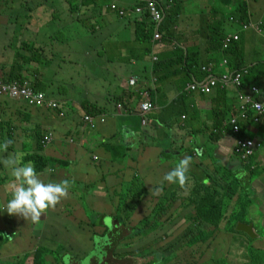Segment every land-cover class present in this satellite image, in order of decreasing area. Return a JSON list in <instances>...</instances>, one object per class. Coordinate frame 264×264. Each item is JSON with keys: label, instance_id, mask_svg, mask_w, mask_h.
<instances>
[{"label": "crops", "instance_id": "1", "mask_svg": "<svg viewBox=\"0 0 264 264\" xmlns=\"http://www.w3.org/2000/svg\"><path fill=\"white\" fill-rule=\"evenodd\" d=\"M145 1L148 0H24V6L17 4L15 9L0 4V25L5 26L1 32L14 36L8 35L7 38L12 39L0 44V77L21 74L22 80L31 81L37 90L61 105L58 111L37 110L28 108L22 101L1 98L0 142L12 139L14 143L8 151L22 153L24 162H29L26 158L33 155L34 160L30 161L36 170L42 167L38 174L45 182L67 179L77 183L81 207H89L94 191L99 193V201L114 198L116 191L131 183L133 173L141 176L157 169L165 175L171 170V158L180 160L185 155L190 156L192 150L195 159L189 174L198 173V170L193 173L194 164L201 163L198 159L206 154L214 158V164L209 167L219 165L233 174L245 167L234 151V135L226 133L222 126L228 127L233 116H240L238 94L249 95L252 87H257L264 100V2L246 1L250 22L259 23L263 28L262 34L241 33L244 57L250 67L258 68L244 78L251 80L244 90L243 86L238 90L230 85L202 95L188 93L187 88L203 81L206 74L203 68L211 69L216 75L231 70L229 65L222 66L224 57L214 54L208 40L209 26L221 21L222 11L218 14L212 11L211 16L206 11L203 18L193 20V25L188 18L181 26V3L190 0L171 2L174 8L165 12L159 26L162 39L153 42L155 25L149 11L142 15L132 10ZM153 1L163 6L165 0ZM243 2L233 0L228 7L224 6L231 9L229 17L224 15L225 19L232 17ZM113 4L129 10L126 17L121 18L111 11ZM81 21L90 22L91 29L80 27ZM197 21L203 23L201 30L195 27ZM185 22L190 25L184 26ZM179 50L185 54V65L165 66L160 68V77L154 75L156 63L175 61ZM153 54L157 62L153 61ZM189 55L197 57L198 67L193 66L196 61L190 60L187 64ZM259 62L263 63L262 67H258ZM65 67L87 74L84 83L78 81L82 83L78 96L73 95L77 89L73 80L56 78L57 72ZM135 77L139 82L131 87L129 81ZM152 78H157L156 87L150 91L156 109L143 125L139 108L144 98L136 90L146 89ZM118 104L122 108L119 109ZM88 105L101 110L98 114L105 116L106 122H98L94 128L85 124L83 118L89 114L85 109ZM218 125L220 129L216 133L214 129ZM248 128L247 137L260 148L246 167L247 174L234 179L240 183V188H246L250 200L245 214L250 221L243 219L238 223L253 224L256 239L243 242L242 239L250 238L236 234L244 245L231 247L224 220L219 236L227 264H250L245 254L254 248L264 255V246H260L264 242V129L252 124ZM212 132L221 134V138L210 140ZM47 133L53 134V141L42 150L41 139ZM210 143L214 148L208 147ZM64 146L69 148L65 160L61 153ZM5 155L7 153H0V158ZM37 156L45 157L44 164L35 160ZM101 171L106 176L105 182L104 178L96 176ZM91 177L96 186L92 193L88 190ZM113 178L114 184L109 186ZM151 179L152 176L144 177L146 184ZM10 180L9 172L0 164V264H103L100 254L91 256L98 238L91 243L85 242V250L76 246L80 242L71 223L73 212L64 210L65 205H72L70 201L79 208L74 193L70 191L69 198L44 214L39 223H32L3 211L11 198ZM83 186L86 201L83 198L85 189H79ZM111 203H108L109 214L113 215L115 208ZM229 207L233 213L241 209L233 204ZM110 222L104 221L100 230L111 232L115 222ZM144 240L140 238L133 245ZM136 253L127 257L132 264H162L159 254L150 255L151 250L146 254L140 250ZM254 264H264V261Z\"/></svg>", "mask_w": 264, "mask_h": 264}, {"label": "trees", "instance_id": "2", "mask_svg": "<svg viewBox=\"0 0 264 264\" xmlns=\"http://www.w3.org/2000/svg\"><path fill=\"white\" fill-rule=\"evenodd\" d=\"M166 1L168 4H170L171 1L175 2V0H166ZM221 1L222 0H220V2ZM231 1L233 0H223L222 6L228 7L231 4ZM23 2L24 0H0V4L6 5L5 8L12 7L10 9H15L14 6L17 4L24 6ZM227 9L229 11L231 10L229 8ZM214 11L215 14H218L222 10L219 8L218 10L214 9ZM224 14L225 12L222 13L221 15L222 19L216 26L215 25L209 26L211 31L210 34L208 35V40H210L209 42L212 49L214 50L215 55L226 57L228 59V65L232 71H239L242 69L247 70V73L244 74L242 78V86H243L242 88L244 90L245 86L248 84V81L251 80L248 79L247 81L244 80V78L250 74V71L251 72L256 71V69L258 68L253 65H252L253 67H250L249 64L247 63V60L245 59L243 54L244 52L241 42L233 44L226 51L222 49L223 40L228 32L226 26L230 24L229 19H225ZM232 17L236 21L238 20L239 23L248 22L250 20L248 4L246 2H243L239 7H237ZM231 24L234 25L233 23ZM4 28L5 26L0 25V31ZM7 33L8 32H6V34ZM190 60L193 63L196 61L193 66L198 67L199 62H197L196 56L189 55L186 59L187 64H189ZM184 61H185V54L183 53L182 50H179L176 53L175 61H167V63L161 61V63H156L154 69V75L160 77L161 76L160 68L165 66L166 67H170V65L184 66L185 65ZM262 66L263 63L259 62L258 67H262ZM0 79H2L4 82L7 83H9L10 81H17V80L23 81L22 75L16 73H13L8 77H0ZM35 89L37 88L35 87ZM1 98H8V97H1ZM256 99L258 101H262L261 95L257 96ZM56 104H57V108L51 111H58V109L61 107V105H58V103ZM30 108L37 110L43 109V108H34V107H30ZM85 109L86 112L91 115H100L98 113L101 112V110H96V108H91L90 105L86 106ZM238 120L240 122H246L241 117H239ZM225 122H227V119ZM222 127H223L222 129L225 130L226 133L233 134L231 131V127L229 126L228 127L222 126ZM219 129H220V125L216 126L214 130L217 133ZM247 129H248V124L247 125L243 124L241 126V133L237 137L241 139L248 138L246 132ZM219 138H221V134L218 135L215 134L214 132H212V134L209 137V139L212 141L213 139H219ZM42 140L43 137L41 139V148L43 150L45 149L44 147L46 146L42 145ZM190 156L192 157L193 160L195 159L193 150L191 151ZM208 156L212 157V155H208ZM26 159H27L26 161H30V159L34 160V156L33 155L28 156ZM35 160H37L38 162H43L44 164L45 157L37 156ZM194 167L195 170H198V173L197 174L195 173V175L202 174L203 179L198 180L197 178V181L195 182V187L191 190V194L188 195L186 198L173 199L175 197L172 196L175 194L170 195L171 197L167 196L170 193L169 192L170 187L168 185L169 183L163 181V179L162 181H160V174L163 175L164 173L158 171L157 169H153L152 171H149L146 174H141V176H139L137 173H133L132 174L133 177L129 186L127 187L123 186L119 192L117 191L115 192L116 195H114V197L117 198V202L116 204H114L113 202L111 203V205L115 208V214L110 215L107 212L95 213L93 209L85 206L84 208L93 210L92 213L94 214L92 219L89 220L87 216H83V215H74V213L70 214L73 215L71 216L73 218V220H71V223L73 224L72 226H74V228L77 230L76 233L78 235L79 242L91 243L94 242L95 238H101V239L106 238L109 240L108 246H106L104 250L100 248L99 251V254L103 258L102 260L103 264H132L130 259H127V257L135 256L137 254L136 252L140 250V245H136V246L133 245L138 241V239L140 238L142 239V237H146L145 235L152 234L153 232H157V230H163L165 225L173 223L174 221H178L177 217L179 215L186 213L183 219L184 222L181 224L180 227L176 229L177 232L178 231L179 232L178 233L176 232L175 235L176 238L174 239V241L180 240L179 242L180 245L177 247L176 245L178 244H172L174 241L167 244L166 243L161 244V239H159L158 235H155L157 238H155L152 244H150L152 251L157 252L158 250H160L163 253H168V254L171 251L170 256H173V252H176L174 260L178 259V262L172 259L171 264H180L179 261L182 260L184 257L189 258V261L185 264H192L191 263L192 260L195 261L199 259L197 257V250L199 251L201 247H205L207 251L201 255L200 264H208L209 261L212 258H214L213 256H215V253L212 252L216 240L220 238L218 233L222 234L221 230L223 225L221 223H223L224 220L227 221L226 223V227H228L227 230L231 228L233 231H235V227L237 223L241 222L243 220V215L247 214L246 211L248 210V206L250 205V200L246 188H240L239 186H236V184H238V181L234 179L233 172H231L228 168H226V170L229 172L226 178L220 179V172L215 171V168L211 166L207 170H205V167H203L201 163L194 164ZM41 168L37 169L38 173H40ZM249 174L251 175L250 172ZM96 176L100 178H104V182H105L106 176L102 171ZM147 176L148 177L152 176V179L151 181H148L146 184L144 177ZM206 181H209V185H206ZM189 182L192 181H188L187 184H191ZM161 184L163 185L162 191L158 192L161 195L156 196L155 193L157 191L151 192V190H149L152 188L154 189L159 188ZM91 186L93 185L91 184ZM186 188L187 187L185 186L183 189L185 190ZM148 196H150L148 204L153 205L152 213H150V210H147L148 216L138 220L136 218V212L140 206L142 207L144 205V200ZM159 197H163V198H159ZM105 202H111V199L105 200ZM232 204L241 207V209L236 211L235 213H233L232 211L230 214H226L224 208L225 207L227 208ZM190 209L192 210L189 211ZM107 216L109 220L115 222V225L111 232L108 230L101 231L100 230L101 228L98 227V224L100 225V222L101 225L103 226V222L106 220ZM66 217L67 219H70V216H66ZM74 221H78V223L74 224ZM185 222H186V226L185 225L182 226ZM188 224L191 225L188 226ZM194 227L199 232H196L194 230ZM202 227H206L207 229L210 228L211 230L210 231L203 230L201 229ZM216 231L218 232L215 234ZM207 242L209 243L207 244ZM262 244H264V242ZM262 244L260 245L261 247L264 246ZM162 252H159L161 257H163ZM216 258L217 259H215L214 263L212 262L210 263L227 264L226 258L222 251L219 252L218 255H216Z\"/></svg>", "mask_w": 264, "mask_h": 264}, {"label": "rangeland", "instance_id": "3", "mask_svg": "<svg viewBox=\"0 0 264 264\" xmlns=\"http://www.w3.org/2000/svg\"><path fill=\"white\" fill-rule=\"evenodd\" d=\"M148 1H145L143 3V5L140 4L141 6H139V7L136 8V10H139V11H136V14L145 15L146 12L149 11L148 6H147L148 5L147 4ZM238 1L241 2V0H238ZM244 1L245 2L247 1L248 2L249 0H244ZM260 1L261 2L263 1L264 2V0H260ZM175 2H176V0H175ZM175 2H174V4H175ZM174 4H171V3L168 4L167 1L165 0L164 3L162 4L163 6H160L159 4L158 5H159L160 9L163 11V15L166 16L165 12L167 13L170 9H172V7L174 6ZM181 4L183 6V11H182L181 18H180V24H181V26L183 24V20H186L188 18L190 20L191 25H193V20H198L201 17L203 18L205 16L206 11L209 13V16H211L212 15V11H214V9H217L218 10L220 8L222 10V13L225 12L224 15H225L226 18L229 17V15H230L229 10L227 8H224L221 5L220 0H190V1H187V3H186V1H183ZM205 18H207V17H205ZM167 22H169V21H167ZM91 25L92 24L90 22L89 23L88 22L86 23L85 21H81V23H80V27H85L86 29H91ZM189 25L190 24H188L186 22L184 23V26H189ZM202 26H203L202 21H197L196 24H195V27H200L199 30H201V27ZM211 26H213V25H211ZM195 27L192 29V31H194L196 29ZM235 29H236V27H229V26H227V31L228 32H232ZM8 35L14 37L13 35H10L9 33L5 34V33H2L0 31V44H4L7 41H9L10 39H12V38H7ZM86 76H87V74H85L84 72L77 71V70H71V69H69L67 67H65L62 70L58 71L57 74H56V78L59 79V80L64 79V80H68V81H70V80H73L74 81L75 88H77L76 91L73 93V95H75V96H78L79 95V93H80V91L82 89L80 87L82 86V83H84L83 80H85V77ZM78 81H80L82 83H78ZM148 86H151V83ZM142 91L143 90H137L138 93H140ZM208 147L214 148V146H213L212 143H210L208 145ZM63 148H64V151H62L61 153L63 154V160H65V159H68L66 152H67V150L69 148L67 146H64ZM208 155L209 154H206L205 156L200 157L198 159V160H200V162L203 165V167H205V170H207L209 168V165L214 164V158L213 157H209ZM127 157H129V156H127ZM171 159H172V161H170V163H169L170 165L169 166L172 169V166L174 167L176 165V163H178L179 159H178V157L171 158ZM125 161L127 162V160H125ZM195 171L196 170L193 169V173ZM215 171L220 172V179H225L226 176L229 173L226 170L225 167L223 168L222 166H219V165H218V167L217 166L215 167ZM259 171H262L261 168H259ZM234 173H235V174H233L235 176L234 178L240 179L241 175L247 174L246 167H240L238 170L234 171ZM197 178H198V180L203 179V175L189 174V181H192V182H189L191 184H187L186 185L187 188L185 190L184 189H181L178 184H168L169 187H170L169 188V192L170 193L167 196H170L172 194H175V195L172 196V197H175L173 199L186 198L188 195L191 194V190L195 187V182L197 181ZM162 179H163V175L160 174V181H162ZM90 180H91V183H92L93 186H91L90 188H88V190H89L90 193H92V190H94L96 186L93 184L94 179L92 177H91ZM114 180H115L114 178L111 179V182H110V185L109 186H113ZM243 183L244 182H242V184ZM206 185H209V181H206ZM124 186L127 187V186H129V184H124ZM236 186H240V183L236 184ZM77 187H78V184L77 183L76 184H73V187L71 189V192L74 193V195H76V197L78 199V203H79V208L73 204V201H70L71 203H69V204H72L71 206H73L74 209L70 205H65L64 210L66 212L71 213V211H72L74 214L87 216L89 220L93 218V214H94V213H92L93 210L95 211V213H102V212L110 213L109 206H108V203L109 202L108 203H105V198L100 199V201H99L98 200V198H99L98 197V194L99 193L98 192H95V191L90 196V205H89V207L91 209H93V210H89L87 208H84L85 205L83 207H81L80 206V201H79L80 200V196L78 194ZM79 189L80 190L85 189L84 190L85 194H84V197L83 198L86 201V199H87L86 188H84V186H83V188L80 187ZM149 190H151V189H149ZM155 195L157 196V195H161V194L158 193V192H156ZM109 197H112V195L110 194ZM159 198H163V197H159ZM149 199H150V196H148L144 200V205L142 207L140 206L138 208L139 211L137 210V212H136V218L138 220H140V219L148 216L147 215V210H150V213H152L153 205L148 204ZM111 202H113L114 204H116L117 198L114 197L113 200L111 198ZM179 202H180V200H179ZM65 204H68V203H65ZM235 207H237V206H235ZM60 210H61V207H60ZM64 210H63V212H65ZM191 210L192 209H190L189 211H191ZM224 210H225L226 214H230V212L232 210V207H227V208L225 207ZM188 214H189V212H188ZM66 215H68V214H66ZM184 215H186V213L185 214H182V215H179L177 217V220L178 221H174L173 223H170V224L165 225V227L163 228V230H157V232H153L152 234L145 235L146 237H142L145 240L144 241H141L140 244H139L140 245V251H141V253L144 252L146 254L148 252V250L151 249V245L150 244H152V242L154 241V239L157 238L155 235H158L159 236V239H161V243H166L167 244V243L173 242L174 239L176 238V236H175L176 235V232H177L176 229L178 227H180L181 224L184 222L183 221ZM259 218H260V215H259ZM243 219L245 221H247V222L250 221V217L247 216V215H243ZM105 221H109L110 222V220L108 219V216H107V218H106ZM98 222H100V221H98ZM109 224L112 225V222H110ZM184 225L186 226V222L182 226H184ZM189 225H191V224H188V226ZM98 227L99 228H102L103 227L101 225V222H100V225L98 224ZM201 229L208 230V231L211 230L210 228L207 229L206 227H202ZM194 230L196 232H199L197 229H195V227H194ZM217 232L218 231H216L215 234ZM229 233L231 234V238H230V240L228 242V245H230L231 247H233L234 245L243 246L244 245L243 242H246L248 240H251V239H242V241H243L242 242L236 236L235 231H233L231 228L229 229ZM218 235H219V233H218ZM99 239H101V238H98V240L96 241L97 242V248H96V250H94L93 252H91V256H97V255H99L100 248L102 247V249L104 250L105 247L108 246V244H109V240L108 239L103 238V239L100 240V243H99ZM179 242H180V240H177V241H174L172 244H178V245H176L178 247L180 245ZM208 243L209 242H207V244ZM220 243H221V239L219 238L218 240H216V242L214 244L213 252H212V253H215V256H213L214 258H212L209 261L208 264H211L210 262L214 263L215 259H217L216 258V255H218L219 252L223 251L222 250L223 245L220 244ZM100 245H101V247H100ZM76 246H79V249L80 250H85L86 249V243H78V244H76ZM145 246H147L148 248L147 247L144 248ZM171 250H172V247H171ZM206 251L207 250L205 249V247H201L199 249V251L197 250V257L199 259L198 260H195V261L192 260L191 263L192 264H200V257ZM160 252H162V251H160ZM170 253H171V251H170ZM170 253L169 254L168 253H163V257H161L162 264H170V263H172L171 261H172V259L174 260L175 253L176 252H173V256H170ZM230 256L233 259H236L232 255V253H230ZM227 257H229V256L227 255ZM245 257L249 260L250 264H254V263L259 262L261 260L264 261V255H263V253L261 252V250H258L256 248L251 249L250 252L246 253L245 254ZM174 261H177L178 262V259H176ZM188 261H189V258L188 257H184L182 260L179 261V263L180 264H185ZM236 261H238V258L236 259Z\"/></svg>", "mask_w": 264, "mask_h": 264}, {"label": "clouds", "instance_id": "4", "mask_svg": "<svg viewBox=\"0 0 264 264\" xmlns=\"http://www.w3.org/2000/svg\"><path fill=\"white\" fill-rule=\"evenodd\" d=\"M113 5H115L117 7V10H112V8H111L112 5L110 6V9H111V11L115 12L119 17L123 18L126 16V14L129 13V10L121 9L116 4H113ZM132 10L136 11V9H132ZM119 11H124L125 15L120 16ZM229 21H230V24L233 23L236 26V30H237V27H239V31L235 30L232 32H227V35L224 38L223 43L226 40V38L230 35H238L239 41L235 42V43H238L241 41V33H247L250 31V32H253L254 34H262V32H263V28H262L261 24H259V23L253 24L252 22H250V20L246 23L245 22L239 23L238 20L236 21L233 17H230ZM230 24H228L227 26H231V27L234 26V25H232V24L230 25ZM227 26H226V28H227ZM245 26L248 27L247 30L244 29ZM254 27H258L261 30V33L257 32L254 29ZM235 43H233V44H235ZM232 45H230V47ZM222 49H223V44H222ZM224 51H226V50H224ZM224 59H227V58L224 57ZM242 70H244V69H242ZM230 71H232V70H230ZM23 81H25V80H23ZM27 81L30 82L32 88L36 92L44 93L42 91H38L37 89H35V87L31 81H29V80H27ZM129 85H130V83H129ZM131 87H135V86H131ZM155 87H156V84H155ZM154 88L151 85V86H148L143 91L149 92V95H150V91H152V89H154ZM253 88H256L258 90V92H256V93L253 92L252 91ZM252 89H251V93L249 95H245V96H252L253 100L258 101L256 99V97L260 96V91L257 87H252ZM136 92H137V90H136ZM44 94L47 96L48 100H51L46 93H44ZM139 95H140V93H139ZM9 99H11V98H9ZM13 100H16V99H13ZM19 101H21V100H19ZM261 102H264V100H262ZM118 105H117V107H118ZM27 107L30 108L29 106H27ZM30 109H33V108H30ZM43 109H45V108H43ZM239 111H240V107H239ZM87 115H89L95 119V127L97 126L98 122H102V120H104V122H102V123L106 122V117L103 115H99V116L91 115V114H87ZM240 116H241V112H240ZM240 116H233L229 120V127H231V125H230L231 120L233 118L238 119ZM83 122L85 123L84 118H83ZM243 124L244 125L248 124V126L251 125V123L248 121H246V122H240L239 121L240 127ZM258 126H259V128L264 129L263 126H260V125H258ZM248 130H249V128L247 129V131ZM231 131H232V128H231ZM232 133H233V131H232ZM233 135H234L236 140H238V139L239 140H251L250 138H245V139L238 138L237 137L238 135H235L234 133H233ZM251 141H253V140H251ZM13 143H14L13 140L10 138H5L2 142H0V153H7V155L3 156V158H0V164H2L4 169H6L9 172L10 177H11L10 183L12 186V190L10 193L11 198L7 201L6 205H4L3 211L7 212V214L10 216H18V217H21V218L27 220L28 222L30 221L32 223H39L41 220V217L44 214H46L49 210L55 209L57 207V205H59L63 200L69 198L70 191L73 187V182H70L67 179L61 180L58 182H55V181L45 182L43 179H41L40 174H38V172H37V170H36V168L32 162H30V161L24 162L22 153H20V152H9L8 151L10 146L13 145ZM255 145L256 146H255L254 154L251 157H249L248 160L244 161L240 157L242 165H244L245 167L250 165L251 159L254 157V155L256 153V149L260 148V146H258L256 143H255ZM192 163H193L192 157L185 155L183 158H181L178 161V163H176V165L169 172H167L164 175L163 181H165L169 184H178L179 187L183 189L189 181V173L191 170ZM253 169L254 168L251 167V170H253ZM47 171L50 173L51 169H48ZM162 188H163V185L161 184V186L159 188H155V189L152 188L151 192L152 191H157V192L162 191ZM238 224H240V223H237V225ZM241 224H245V223H241ZM237 225H236V227H237ZM246 225H249V224H246ZM251 225L253 226V224H251ZM236 227H235V233L236 234L246 235L243 232L237 231ZM253 231H254V228H253ZM227 233H229V231ZM230 237H231V234L229 233L226 236V238L229 240ZM247 237H249V236H247ZM250 239L255 240L256 238H250ZM145 247H147V246H145ZM150 250H151L150 255L157 253V254H159V256L161 258V255L159 253L160 250H158L157 252H153L152 248Z\"/></svg>", "mask_w": 264, "mask_h": 264}, {"label": "built area", "instance_id": "5", "mask_svg": "<svg viewBox=\"0 0 264 264\" xmlns=\"http://www.w3.org/2000/svg\"><path fill=\"white\" fill-rule=\"evenodd\" d=\"M147 6L149 9L150 19L155 25V32L153 36V42H159L162 39V33L159 30V26L161 25L162 20L164 19L163 11L160 9L157 3H154L153 0H149L147 2ZM112 10H117L115 5L111 6ZM139 11V10H136ZM120 16H124V11H119ZM245 30L248 29L247 26L244 27ZM254 29L261 33V30L258 27H254ZM239 41L238 35H230L226 38L223 43V49L227 50L230 45ZM153 61L157 62V58L153 54ZM228 64V60L224 59L222 62V66H226ZM205 71L204 79L201 83L194 82L188 85L187 92L188 93H198L202 95H210L215 89L218 87H228L233 85L238 90L242 86V78L244 74L247 73V70H239V71H227L223 74L216 75L213 74V71L209 68H203ZM151 85L153 88L157 83L156 78L151 79ZM131 86H136L138 83V78H132L129 81ZM253 92H258L256 88L252 89ZM140 95L144 98L142 103L140 104L139 113L143 118V125H146L148 121V115L156 109L154 103L150 99L149 92L142 91ZM8 97L11 99L21 100L27 106L34 108H45L47 110H53L57 108V104L51 100L47 99V96L44 93L36 92L30 82L25 81H10L9 83L4 82L0 79V98ZM238 99L240 100L239 107L241 112V118L245 121L250 122L252 125H260L264 127V102L253 100L252 96H243L238 94ZM118 108H122V105L119 104ZM84 121L86 124L90 125L92 128L95 127V119L89 115L84 117ZM104 122V120H102ZM231 128L235 135H239L241 132V127L239 126V120L237 118H233L231 120ZM53 140V134L47 133L43 137L42 145L47 146ZM255 143L251 140H236L235 145V153L241 157L244 161L248 160L254 154Z\"/></svg>", "mask_w": 264, "mask_h": 264}, {"label": "water", "instance_id": "6", "mask_svg": "<svg viewBox=\"0 0 264 264\" xmlns=\"http://www.w3.org/2000/svg\"><path fill=\"white\" fill-rule=\"evenodd\" d=\"M236 230L245 233L250 238H256V235L253 231V226L251 224L246 225L240 223L237 225Z\"/></svg>", "mask_w": 264, "mask_h": 264}]
</instances>
